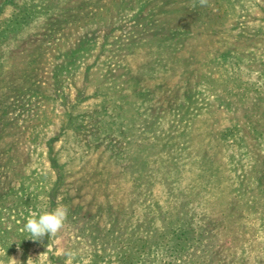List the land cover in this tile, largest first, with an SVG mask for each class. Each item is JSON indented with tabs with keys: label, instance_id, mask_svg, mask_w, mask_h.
Returning a JSON list of instances; mask_svg holds the SVG:
<instances>
[{
	"label": "rangeland",
	"instance_id": "rangeland-1",
	"mask_svg": "<svg viewBox=\"0 0 264 264\" xmlns=\"http://www.w3.org/2000/svg\"><path fill=\"white\" fill-rule=\"evenodd\" d=\"M0 264H264V0H0Z\"/></svg>",
	"mask_w": 264,
	"mask_h": 264
},
{
	"label": "clouds",
	"instance_id": "clouds-1",
	"mask_svg": "<svg viewBox=\"0 0 264 264\" xmlns=\"http://www.w3.org/2000/svg\"><path fill=\"white\" fill-rule=\"evenodd\" d=\"M66 218L67 209L57 206L28 218L23 225V231L27 234L26 238L41 241L46 235L58 233L63 228Z\"/></svg>",
	"mask_w": 264,
	"mask_h": 264
}]
</instances>
